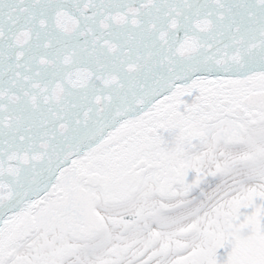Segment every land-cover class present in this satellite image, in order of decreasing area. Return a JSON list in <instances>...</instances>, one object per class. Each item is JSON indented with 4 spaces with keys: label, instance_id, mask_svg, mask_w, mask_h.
<instances>
[{
    "label": "snow or ice",
    "instance_id": "6c2138e0",
    "mask_svg": "<svg viewBox=\"0 0 264 264\" xmlns=\"http://www.w3.org/2000/svg\"><path fill=\"white\" fill-rule=\"evenodd\" d=\"M0 264H264V0H0Z\"/></svg>",
    "mask_w": 264,
    "mask_h": 264
}]
</instances>
